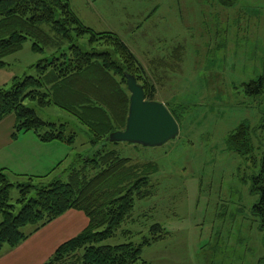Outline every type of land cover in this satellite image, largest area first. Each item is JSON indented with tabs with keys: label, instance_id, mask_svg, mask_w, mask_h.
Wrapping results in <instances>:
<instances>
[{
	"label": "rangeland",
	"instance_id": "374dc122",
	"mask_svg": "<svg viewBox=\"0 0 264 264\" xmlns=\"http://www.w3.org/2000/svg\"><path fill=\"white\" fill-rule=\"evenodd\" d=\"M70 2L95 30L117 34L146 67L159 63V70L168 62L173 66L160 70L165 75L155 81L154 99L176 113L178 135L155 147L127 142L107 145L135 163L157 165V171L150 174L153 195L136 200L130 218L103 243L139 244L159 223L169 234L142 247L141 258L147 264L264 262V230L251 211L259 196L251 191L249 176L257 169L249 157L230 151L226 143L230 132L247 123L254 157L258 159L264 150V88L259 94L245 89L264 76V0H88L93 13L84 0ZM158 37L164 39L159 43ZM31 44L26 39L18 51L4 58L0 87L9 88L13 77L37 75L34 65L48 59L50 51L34 53ZM175 45L182 46L178 63L176 56L165 60V65L157 58L153 64L145 63L143 51L169 48L170 52ZM23 104L43 121L66 123L76 132L72 146L57 141L65 157L53 174L66 181L64 171L76 155L94 149L86 127L59 106L39 107L29 99ZM9 179L26 182L11 175ZM18 197L14 186L10 191L14 213L20 209Z\"/></svg>",
	"mask_w": 264,
	"mask_h": 264
},
{
	"label": "trees",
	"instance_id": "16d2710c",
	"mask_svg": "<svg viewBox=\"0 0 264 264\" xmlns=\"http://www.w3.org/2000/svg\"><path fill=\"white\" fill-rule=\"evenodd\" d=\"M26 39L32 42V52L47 50L50 56L34 65L36 76L13 77L9 88L0 87V120L11 114L15 117L12 137L31 131L41 142L72 146L75 131L66 123L43 121L23 101H35L39 107L56 105L86 127L94 149L76 155L64 171L66 181L52 170L42 177L24 175L26 182L13 183L8 171L0 170V251L4 246H17L65 212L76 210L87 217L86 227L57 246L45 264H147L141 258L142 247L169 234L159 223L150 227V237H143L139 244L103 242L130 218L136 200L153 195L150 174L157 171V165L120 156L108 149L107 138L126 125L130 94L124 73L135 76L146 99L155 98V84L117 34L87 27L68 0H0V68L6 65L4 58L18 51ZM245 87L248 93L259 94L264 76ZM170 113L178 123L176 113ZM226 143L230 151L249 157L257 169L249 176L251 191L259 196L251 211L264 230V150L258 159L254 157L252 129L247 123L230 132ZM52 176L55 179L44 184ZM14 186L19 193L17 213L10 203Z\"/></svg>",
	"mask_w": 264,
	"mask_h": 264
},
{
	"label": "crops",
	"instance_id": "0c3cea01",
	"mask_svg": "<svg viewBox=\"0 0 264 264\" xmlns=\"http://www.w3.org/2000/svg\"><path fill=\"white\" fill-rule=\"evenodd\" d=\"M68 2L81 22L95 30V26L89 25L80 13L72 7L70 0ZM83 4L85 8L89 7L88 0H84ZM90 9L93 13L94 10ZM163 39L161 37L157 38L159 43ZM178 46H180L179 50L177 49ZM181 49V45H175L170 52L168 51L169 48H157L156 53L145 50L143 56L146 64H150L154 61L152 59L157 58L161 64L165 65L169 57L174 58L177 55L179 58L176 57L175 61L178 63L181 60V56L178 54ZM140 64L154 84H156L155 81L159 82L164 78L165 72H160L161 69L169 70L170 67H173H169L170 62L159 70L155 66L146 67L144 63ZM14 123L15 117L13 115H8L0 120V170L5 169L9 172V175L17 178H22L24 175L42 177L49 174L56 164L64 159L65 155L59 152L63 146L55 141L41 142L31 131L21 132L16 137H12ZM87 223L88 219L82 212L69 210L33 232L17 246H4L0 251V264H45L57 246L83 230Z\"/></svg>",
	"mask_w": 264,
	"mask_h": 264
},
{
	"label": "water",
	"instance_id": "95a60500",
	"mask_svg": "<svg viewBox=\"0 0 264 264\" xmlns=\"http://www.w3.org/2000/svg\"><path fill=\"white\" fill-rule=\"evenodd\" d=\"M130 94L125 128L108 135L110 142H127L145 147L160 146L179 133V126L166 106L155 99H146L143 87L135 76L124 73Z\"/></svg>",
	"mask_w": 264,
	"mask_h": 264
}]
</instances>
